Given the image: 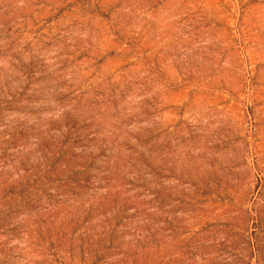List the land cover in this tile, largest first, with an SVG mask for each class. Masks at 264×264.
<instances>
[{
    "label": "rangeland",
    "instance_id": "rangeland-1",
    "mask_svg": "<svg viewBox=\"0 0 264 264\" xmlns=\"http://www.w3.org/2000/svg\"><path fill=\"white\" fill-rule=\"evenodd\" d=\"M0 264H264V0H0Z\"/></svg>",
    "mask_w": 264,
    "mask_h": 264
}]
</instances>
